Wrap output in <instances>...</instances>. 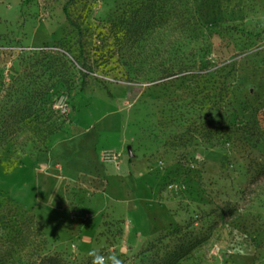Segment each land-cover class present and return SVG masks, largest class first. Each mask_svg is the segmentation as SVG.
Returning a JSON list of instances; mask_svg holds the SVG:
<instances>
[{
    "label": "rangeland",
    "instance_id": "rangeland-1",
    "mask_svg": "<svg viewBox=\"0 0 264 264\" xmlns=\"http://www.w3.org/2000/svg\"><path fill=\"white\" fill-rule=\"evenodd\" d=\"M22 1L0 0V264H151L186 234L176 264H264V0ZM110 112L91 172L32 142Z\"/></svg>",
    "mask_w": 264,
    "mask_h": 264
},
{
    "label": "crops",
    "instance_id": "crops-1",
    "mask_svg": "<svg viewBox=\"0 0 264 264\" xmlns=\"http://www.w3.org/2000/svg\"><path fill=\"white\" fill-rule=\"evenodd\" d=\"M119 125L117 113L110 112L108 116L83 124L77 133L58 131L50 136L48 147L40 152V157L52 166H63L71 172L96 170L100 163L97 146L103 132L115 130Z\"/></svg>",
    "mask_w": 264,
    "mask_h": 264
},
{
    "label": "trees",
    "instance_id": "trees-1",
    "mask_svg": "<svg viewBox=\"0 0 264 264\" xmlns=\"http://www.w3.org/2000/svg\"><path fill=\"white\" fill-rule=\"evenodd\" d=\"M26 1L27 0H23L22 2L25 3ZM64 9H65V12L67 13V16L70 19V21L72 23H75L70 18V13H69L68 7L65 6ZM234 27H236V26H234ZM48 51L52 52V51H54V49L53 50H48ZM64 64L66 65V61H65ZM73 65H74V62H73V64L67 65V67H65V68H63V69H61L60 71L57 72V75H58L59 79L61 81H63L65 84H67V85H71V82L75 81V75H74V73H72V70H71V67ZM74 66H77V65H74ZM80 71H81L82 77H83L82 86H81V89H83L85 87V83H86V80H87V75L90 72V68H89V66L87 64V60H84V62L82 64V67L80 68ZM11 92L12 91L10 90L9 93L11 94ZM24 108H25V106H24ZM25 109L27 110V107ZM21 110L22 109H20V108H16L15 111H16V113H20ZM16 113H15V115H16ZM28 114H30L29 111H28ZM49 119H51V114L48 116L47 119L42 120L43 121L42 123L41 122H37L35 119L32 120V122H34V123L36 122L34 124V128H35L36 132L37 133H41V135H42V136H39L36 139L32 140L34 146H40L41 144H43L48 139V137L51 134H53L54 132H56L59 129H61L62 122H59L57 119H53V120H49ZM18 122H19V120H18ZM8 127H9V125H8V123H6L5 128L0 129V147L5 145L6 142L8 141V139L4 136V134L6 133L7 130L9 132H11L12 134L15 131H18V130H15V129L14 130L10 129ZM20 127L21 126H19V128ZM222 133L225 134L224 132H222ZM221 137H222V135H221V132H220V138ZM220 141H221V139H220ZM39 150H44V148H39ZM186 235H189V239L187 240V242L184 241V242H181L180 244L176 245L173 250L168 251L164 256H162L161 259L158 262L152 261L151 264H176L182 258H184L186 255H188L203 240V237L192 236L191 234H186ZM154 244L155 243H152V246H154ZM142 252L143 251H141L140 254ZM147 257H148L147 254H145L141 258V260L143 261L144 264H146V262H147V260L145 261V258H147ZM150 259H151V257H150Z\"/></svg>",
    "mask_w": 264,
    "mask_h": 264
},
{
    "label": "built area",
    "instance_id": "built-area-1",
    "mask_svg": "<svg viewBox=\"0 0 264 264\" xmlns=\"http://www.w3.org/2000/svg\"><path fill=\"white\" fill-rule=\"evenodd\" d=\"M105 155L107 156V158H109V157H114V158H116V156H117V155H115L114 153H111V152H108V153H106Z\"/></svg>",
    "mask_w": 264,
    "mask_h": 264
},
{
    "label": "bare ground",
    "instance_id": "bare-ground-1",
    "mask_svg": "<svg viewBox=\"0 0 264 264\" xmlns=\"http://www.w3.org/2000/svg\"><path fill=\"white\" fill-rule=\"evenodd\" d=\"M134 216H136L135 213H134Z\"/></svg>",
    "mask_w": 264,
    "mask_h": 264
},
{
    "label": "clouds",
    "instance_id": "clouds-1",
    "mask_svg": "<svg viewBox=\"0 0 264 264\" xmlns=\"http://www.w3.org/2000/svg\"><path fill=\"white\" fill-rule=\"evenodd\" d=\"M241 254H243V252H241Z\"/></svg>",
    "mask_w": 264,
    "mask_h": 264
}]
</instances>
